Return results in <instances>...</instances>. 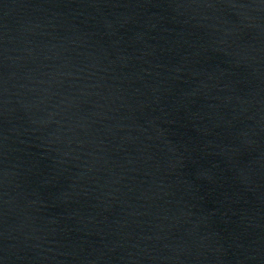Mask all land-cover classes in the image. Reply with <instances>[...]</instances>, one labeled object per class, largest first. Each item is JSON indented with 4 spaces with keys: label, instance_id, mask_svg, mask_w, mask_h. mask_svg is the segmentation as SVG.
Wrapping results in <instances>:
<instances>
[{
    "label": "water",
    "instance_id": "water-1",
    "mask_svg": "<svg viewBox=\"0 0 264 264\" xmlns=\"http://www.w3.org/2000/svg\"><path fill=\"white\" fill-rule=\"evenodd\" d=\"M0 264H264V0H0Z\"/></svg>",
    "mask_w": 264,
    "mask_h": 264
}]
</instances>
